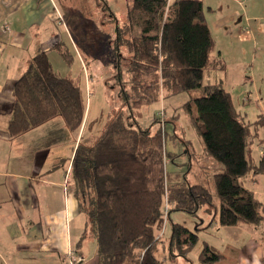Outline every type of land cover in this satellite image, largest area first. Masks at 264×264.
Returning a JSON list of instances; mask_svg holds the SVG:
<instances>
[{"label":"trees","instance_id":"16d2710c","mask_svg":"<svg viewBox=\"0 0 264 264\" xmlns=\"http://www.w3.org/2000/svg\"><path fill=\"white\" fill-rule=\"evenodd\" d=\"M74 1L88 15V0ZM96 4L116 20L105 0H96ZM126 20L129 39L121 38L122 29L116 27L107 50L115 80L125 87L130 79L133 94L122 92V108L108 117L96 139L88 138L78 145L72 160L75 192L86 220L77 245L89 234L96 244V264H163L156 251L169 212L195 215L208 200V192L201 184L189 185L179 173L166 171L165 159L172 154L164 147L166 133L159 124L164 119L159 116L142 128L137 122L138 109L161 98L187 94L182 107L203 151L222 167L213 178L217 223L222 227L264 220L263 205L242 186L247 176L264 174V154L258 158L253 155L254 141L262 145L258 129L264 127V117L244 122L226 90L216 84L202 86L203 72L224 70V64L219 53L215 54V40L201 0H131ZM67 24L76 37V29ZM122 46L129 57L121 54ZM54 49L70 67V45L59 43ZM124 76H128L127 81ZM12 97L7 127L10 138L57 116L71 131L82 124L85 105L78 83L57 73L44 51L30 59L14 84ZM234 194L239 200L231 204ZM197 242L196 233L171 224L170 251L186 258ZM222 258L207 243L198 256L201 264L217 263Z\"/></svg>","mask_w":264,"mask_h":264},{"label":"rangeland","instance_id":"374dc122","mask_svg":"<svg viewBox=\"0 0 264 264\" xmlns=\"http://www.w3.org/2000/svg\"><path fill=\"white\" fill-rule=\"evenodd\" d=\"M72 1L74 6L70 0L55 2L64 16V23H70L71 29L73 31L76 29L77 36L74 37L66 26L60 27L59 33L66 34L64 39H68L69 36L70 43H76L82 63L85 66L87 64L89 75H92L96 82L95 85L90 84L91 88L103 90L97 96L88 99L92 107L99 108L100 128L106 118L122 108L120 99L122 92L128 91L132 95L134 91L131 89L133 85H130V79L125 82L127 85L125 87L115 80L112 58L109 59L107 50L108 47L111 49V38L114 37L109 30L112 29L113 23L114 30L116 27L122 29L121 38L127 37L126 28H123L122 23L127 24L126 11L131 0H105L116 20L109 18L100 8V4H95L93 0L88 3V15L80 10V6L74 0ZM202 1L206 11V23L215 40V54L219 53L224 70L204 71L201 84L202 86L216 84L226 90L239 116L244 122L252 123L259 116L264 117V30H260V27L264 26V0ZM114 33L116 34L115 31ZM47 57L61 76L67 74L68 69L53 49L47 52ZM73 65V70L77 73V65ZM122 65L127 66L125 62H122ZM80 74L82 77L83 72ZM124 80L127 81L128 76H124ZM187 100V94L180 93L138 109L137 122L142 128L149 127L155 118H159V113L162 119L167 120L163 126L164 123H159L166 133L165 150L172 154L171 158L165 159L166 171L177 172L189 185L201 184L208 192V200L201 205L195 215L170 211L169 217L166 218L165 233L160 242L169 235L171 224H180L197 234L198 242L186 258L178 256L175 251H170L168 243L163 247L160 242L157 244L156 255L163 264H201L198 256L204 243H207L217 248L225 257L221 262L213 264H264V233L257 228L258 224L222 227L217 223L218 203L213 178L222 167L203 151L190 116L182 107ZM42 127L29 138L24 137L21 143L31 140L35 142L43 137L49 126ZM258 132L262 145L258 146L257 140L254 141L255 158L264 151V127L258 129ZM250 177L249 175L242 180V186L252 189L254 199L264 204V174L254 175L252 182L249 180ZM238 200L239 196L234 194L230 198V203L235 204ZM92 241L95 244V241ZM86 251L95 261L93 246L91 249L87 243Z\"/></svg>","mask_w":264,"mask_h":264},{"label":"crops","instance_id":"0c3cea01","mask_svg":"<svg viewBox=\"0 0 264 264\" xmlns=\"http://www.w3.org/2000/svg\"><path fill=\"white\" fill-rule=\"evenodd\" d=\"M55 1L0 0V264H70L72 260L75 264L97 263L86 251L88 243L89 248L93 246V257L96 258V244L89 234L77 245L86 220L80 209V197L75 192L72 160L78 145L88 138L90 141L96 139L108 118L98 128L99 108L92 107L88 99L103 90L91 88L90 84L96 82L89 75L87 64L82 63L78 47L70 43L69 36L64 39L66 34L59 33V28L68 24L64 23V16ZM114 25L109 29L112 34ZM122 25L125 28L128 23ZM260 30H264V26ZM126 39H129L128 33ZM59 43L69 44L73 51L70 67L64 64L68 69L65 76L76 80L83 100L84 95L86 98L81 126L71 131L63 118L57 116L10 138L7 127L12 117V90L16 80L38 52L47 54L53 49L59 56L54 49ZM120 51L124 57H129L126 46ZM73 64L77 65V73ZM42 126H49L43 136L45 139L21 143L24 137L29 138ZM262 154L264 151L259 155ZM250 176L252 182L254 175ZM248 190L255 196L252 189ZM262 223L264 220L257 228L264 233ZM165 243H168V236L160 242L161 246ZM222 256L221 261L225 259Z\"/></svg>","mask_w":264,"mask_h":264},{"label":"built area","instance_id":"2783aa9c","mask_svg":"<svg viewBox=\"0 0 264 264\" xmlns=\"http://www.w3.org/2000/svg\"><path fill=\"white\" fill-rule=\"evenodd\" d=\"M59 18H60V17H59ZM59 18H58V19H59ZM159 116H161L160 113H159ZM161 117H162V116H161ZM161 122H162V121H161ZM161 122H160V123H161ZM162 123H163V122H162ZM161 234H162V231L159 233V235H161ZM70 264H75V261H72Z\"/></svg>","mask_w":264,"mask_h":264}]
</instances>
